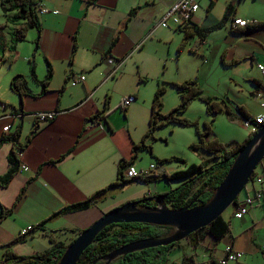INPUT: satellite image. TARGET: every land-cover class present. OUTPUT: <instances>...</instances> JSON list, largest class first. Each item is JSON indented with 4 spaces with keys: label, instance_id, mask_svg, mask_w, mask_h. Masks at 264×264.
Segmentation results:
<instances>
[{
    "label": "crops",
    "instance_id": "obj_1",
    "mask_svg": "<svg viewBox=\"0 0 264 264\" xmlns=\"http://www.w3.org/2000/svg\"><path fill=\"white\" fill-rule=\"evenodd\" d=\"M177 1L38 0L46 12L38 13L39 39L35 52V48L23 50L21 42L13 41L12 27L8 32L3 29L12 15L3 13L0 139L19 130L18 144L22 151L9 142H0V177L8 170L10 151L16 152L20 165L27 170L17 172L6 187H0V204L9 208L26 184L13 213L0 222V264L4 252L1 247L20 237V231L28 226L36 227L49 219L12 247L17 256L45 252L51 247L49 238L68 245L109 210L144 197L156 198L180 185L175 182L167 184V188L158 186L156 177L147 183L139 182L134 188L128 187L129 184L108 188L88 209L54 216L114 183L118 163L132 156L133 144L140 142L148 128L152 104V99L147 104L141 91L148 77L142 70L143 58L154 42L166 36L164 30L170 27L163 29L159 22ZM197 1L199 9L189 27L193 25L200 30L219 23L227 7H231L225 25L205 34L203 39L194 36L199 40L196 44L201 49L213 46L223 51L221 62L225 66L243 68L238 82L231 80L233 89L228 90H232L233 102L242 106L249 117L264 114V84L254 67L264 57V30L248 32L246 28L231 26L235 18L248 24L264 23V0ZM133 10L134 14L129 16ZM174 31L180 32L176 28ZM36 37L37 31L33 41ZM31 61L37 82L30 77ZM46 61L52 77L42 92L40 82L46 76ZM203 66L196 68L197 74ZM80 73H84V82L71 86L69 80ZM16 74L27 79L29 95L20 98L10 90V80ZM130 95L135 101L122 109V99ZM106 101L108 108L104 110ZM41 112L56 115L48 122L36 121L35 114ZM5 126H9L7 132L2 130ZM206 159L200 156V162ZM259 166L261 181L247 187L238 202L255 193H260L261 198L240 219L233 216L236 206L223 213L228 234L218 242L209 236L198 245L188 239L177 242L161 255L165 264H210L212 260L217 263L225 257L226 248L241 254L239 260L227 264H264V160ZM128 167L134 168V162ZM160 173L167 174L166 168L162 167ZM125 192L130 194L123 196ZM118 196L123 197L117 199ZM152 201L156 203V199Z\"/></svg>",
    "mask_w": 264,
    "mask_h": 264
},
{
    "label": "trees",
    "instance_id": "obj_2",
    "mask_svg": "<svg viewBox=\"0 0 264 264\" xmlns=\"http://www.w3.org/2000/svg\"><path fill=\"white\" fill-rule=\"evenodd\" d=\"M38 5V0H0L2 12L4 14L12 13L10 20L16 25L13 34V41L15 43L23 41L29 29H36L37 37L35 40L34 52L36 51L39 39V23L37 19ZM230 12L231 7L228 6L222 20L209 29L200 30L196 26L192 25L191 27L185 26L183 28H176V30L184 33V40H187L192 36H198L199 38L203 39L205 34L221 29L225 25ZM133 14L134 10L129 14V16H132ZM245 28V31L248 32L254 30H264V23H251ZM1 60L2 59H0V64L2 62ZM30 77L33 81H38L32 61L30 62ZM51 77L52 69L50 64L46 61V76L44 80L40 82L43 89L42 92L45 91V87L51 80ZM171 85L174 86L179 96V104L168 114H162L160 112L162 106L161 96L165 92V88L163 86H159L156 89L152 99L147 131L144 133L139 143L133 144L132 156L130 159L127 161L122 160L118 163L116 181L107 188L97 191L85 201L67 206L59 213L54 214V216L58 214L80 212L88 209L89 206L94 202V199L100 194L104 193L108 188H116L134 182L147 183L150 179L156 178L154 175L145 179H126L124 177V169L130 166L136 160L138 154L142 151H146L150 154V156H152L151 146L147 144V140L153 138V134L158 128L168 124L194 127L197 142L190 145L189 148L194 152L205 154L208 158L206 161H202L198 164H189L184 170L176 171L171 174L162 173V178L164 181L168 183L179 182L180 185L163 194L157 195L158 202L165 205L169 209L176 210L187 205H191V207L205 205L210 201L216 188L223 180L239 151L246 146L252 135L250 134L241 144L234 145L229 149H226L225 146L215 138L208 139V136L212 133L211 123H204L203 129L201 131L199 130L197 123L190 122L189 120L182 118L181 115L185 112L191 102L198 100L206 105V113L213 121L214 116L219 112L224 111L227 114L231 113V110L228 108L225 101H221V103L224 105V107H222L220 103L214 101V98L206 96L201 88L197 85L195 80ZM9 88L20 98L30 94L27 79L23 75L13 76L10 80ZM107 108L108 102L106 101L104 110H107ZM235 111L242 120L250 118L245 109L240 105L235 106ZM19 136L20 131L17 130L12 135L3 136L0 139V142H9L13 144L17 151H22L21 145L18 144ZM7 162L8 170L3 176L0 177L1 188L6 187L10 183L14 175L18 172L20 166L19 158L14 151H10L8 153ZM168 162L186 164L184 160L177 157H171L169 159L163 160L156 159V163L158 165H163ZM257 178L258 174L254 172L250 179L251 184L255 182ZM25 189L26 184L21 189L16 203L25 192ZM238 198L236 199L234 206L237 205ZM146 199L149 198L144 197L140 199L142 201V203L139 205L140 209L154 208L157 206V203L153 202L152 200L148 201ZM16 203L9 208L0 204V222L13 213ZM48 220L49 219L43 221L36 227H33L32 231L34 229H38L39 226ZM228 232V223L224 221L222 216H220L207 227L189 235L187 239L193 245H198L199 242L206 236H209L211 239L218 242L223 239L228 234ZM172 233L173 229L168 227L136 223L113 224L99 232L93 243L83 252L77 264H105V262L102 261V258L124 245L149 238L161 239L171 235ZM23 237L24 236L13 238L7 244L1 247L4 249L1 264H58L68 245L73 242L72 240L68 245H64L61 242H55L53 239L49 238L51 247L45 252L26 257L17 256L12 251V247L16 244L22 243L24 241ZM175 244L176 243L168 246L134 252L118 257L110 264H165L166 261L161 257V255H163ZM210 264L217 263L215 260H212Z\"/></svg>",
    "mask_w": 264,
    "mask_h": 264
},
{
    "label": "rangeland",
    "instance_id": "obj_3",
    "mask_svg": "<svg viewBox=\"0 0 264 264\" xmlns=\"http://www.w3.org/2000/svg\"><path fill=\"white\" fill-rule=\"evenodd\" d=\"M3 22L4 15L0 10V24ZM8 23L9 24L3 27V29H6L5 31L8 32L10 31L9 28L12 27V32L14 34L15 23L11 20H9ZM1 30L0 27V31ZM174 30L175 27L173 26H170V29H165L164 31L167 32H165L163 36H166L163 37L161 41L157 43L154 42V46L152 50L149 51V54L147 53L144 55L142 70L148 77L141 91L145 101L148 105L151 103V99H153L156 92V86L161 84V86L165 88V92L161 96L162 106L160 112L166 115L174 109L180 101L176 89L170 84H181L186 81L195 80L206 96L214 98V101L220 103L222 107H224V105L221 101H225L231 113L227 114L224 111L219 112L214 116L212 121L211 117L206 113V105L203 102L195 100L189 104L181 117L190 122L197 123L201 131L204 123H211L212 133L208 136V139H217L226 149L241 144L250 133L247 129L242 127V119L235 111L236 105L233 102L234 99H232V90L231 92L228 90L233 89L232 85L234 82L231 80H239V72L243 71V68L240 66H225L221 62L223 51H217L213 46H210L208 49L205 47L201 49L199 44H196L199 41L197 37L192 36V38L184 40V33L175 32ZM35 33L36 31L33 28L29 29L25 39L20 41L23 50L35 48L36 39L33 41ZM153 38L155 39V37ZM2 51L3 47L1 40L0 59H2ZM2 64H4L3 61L0 64L1 68H3L1 66ZM200 65L204 66L197 74L196 68ZM254 67L256 69V63H254ZM1 71L2 70H0V73ZM227 92H229V95H227ZM196 142L195 129L192 126L168 124L158 128L154 132L153 138L147 140V144L151 146L153 157L146 151L140 152L134 161V169L139 171L147 168L150 164H155L156 168L153 170V174L157 177L156 184H158V186L164 185V187L167 188V184V186H169V184L172 185L175 182L168 183L163 180L162 173H160L162 167L166 168L167 174H171L176 171L184 170L189 164H198L201 155L208 158L205 154L194 152L189 148L190 145ZM171 157L180 158L184 160L186 164L168 162L163 165H158L156 163V159L163 160ZM259 170L260 166L257 167L255 173L258 174ZM138 184L139 182H134L129 184L128 187H138L135 186ZM251 185V182H249L246 188ZM129 194L125 192L123 196H128ZM119 196L117 199L123 197Z\"/></svg>",
    "mask_w": 264,
    "mask_h": 264
},
{
    "label": "water",
    "instance_id": "obj_4",
    "mask_svg": "<svg viewBox=\"0 0 264 264\" xmlns=\"http://www.w3.org/2000/svg\"><path fill=\"white\" fill-rule=\"evenodd\" d=\"M21 118V116L19 117ZM264 160V127L257 130L241 149L216 188L210 201L201 206L187 205L172 210L158 202L154 208H139L141 200L131 201L103 214L87 229L81 231L68 245L58 264H77L83 252L93 243L104 228L113 224H147L173 229V233L161 239H144L124 245L102 258L105 264L134 252L168 246L187 239L192 233L207 227L234 206L236 199L245 190L253 173ZM95 264V263H93Z\"/></svg>",
    "mask_w": 264,
    "mask_h": 264
},
{
    "label": "built area",
    "instance_id": "obj_5",
    "mask_svg": "<svg viewBox=\"0 0 264 264\" xmlns=\"http://www.w3.org/2000/svg\"><path fill=\"white\" fill-rule=\"evenodd\" d=\"M199 3L197 0H178L174 3L162 16L159 26L162 28H169L173 26L175 28H183L185 26H189L193 15L198 11ZM46 10L38 5V13H45ZM248 21L243 19H233L231 21V26L233 29L245 28L248 25ZM109 63H112V60H109ZM118 63V68H119ZM256 69L260 73L262 77V81L264 84V58L261 62H256ZM116 70L113 71L112 75L115 73ZM85 80L84 73L78 74L74 79H70L69 83L71 86H75L79 83H83ZM135 101V97L133 95L127 96L122 99L121 101V108L126 109V107ZM56 113L53 112H41L35 114L36 121L39 122H48L51 121L55 117ZM242 127L247 129L251 135L257 132L258 129L264 127V114L256 115L254 117H250L247 119L242 120ZM9 126L3 127V131L7 132ZM156 168L155 164H150L147 168L142 170H135L132 167H128L124 170V177L126 179H145L153 176V170ZM27 170L25 165H20L18 172H23ZM255 181L260 182L261 179L257 178ZM261 198L260 193H255L253 197H246L241 202H237L236 210L234 213V217L237 219L242 218L248 211L249 207L253 204L255 200ZM33 227L28 226L25 229L20 231V235L24 236L27 233L31 232ZM264 249V246L262 247ZM226 255L224 258L220 259L217 264H227L229 261H237L240 259L241 254L237 252L231 251L230 248L225 249Z\"/></svg>",
    "mask_w": 264,
    "mask_h": 264
}]
</instances>
